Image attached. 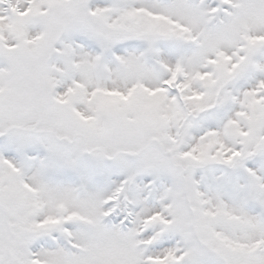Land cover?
I'll list each match as a JSON object with an SVG mask.
<instances>
[{"label": "snow or ice", "instance_id": "snow-or-ice-1", "mask_svg": "<svg viewBox=\"0 0 264 264\" xmlns=\"http://www.w3.org/2000/svg\"><path fill=\"white\" fill-rule=\"evenodd\" d=\"M0 264H264V0H0Z\"/></svg>", "mask_w": 264, "mask_h": 264}]
</instances>
